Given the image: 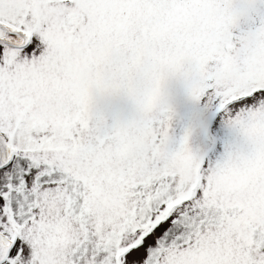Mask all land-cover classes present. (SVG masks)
<instances>
[{"label":"snow or ice","instance_id":"6c2138e0","mask_svg":"<svg viewBox=\"0 0 264 264\" xmlns=\"http://www.w3.org/2000/svg\"><path fill=\"white\" fill-rule=\"evenodd\" d=\"M0 264H264V0H0Z\"/></svg>","mask_w":264,"mask_h":264}]
</instances>
